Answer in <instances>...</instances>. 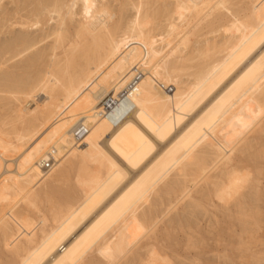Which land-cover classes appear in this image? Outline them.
<instances>
[{"label": "bare ground", "instance_id": "bare-ground-1", "mask_svg": "<svg viewBox=\"0 0 264 264\" xmlns=\"http://www.w3.org/2000/svg\"><path fill=\"white\" fill-rule=\"evenodd\" d=\"M4 1L30 0H0V28L19 29L3 51L45 28L38 41H52L10 71L0 56V264H106L104 250L171 264L160 226L180 213L191 231L206 206L237 221L246 253L213 260L264 264V241L252 251L240 236L262 223L264 0H36L24 14ZM136 74L129 100L101 114Z\"/></svg>", "mask_w": 264, "mask_h": 264}, {"label": "rangeland", "instance_id": "rangeland-1", "mask_svg": "<svg viewBox=\"0 0 264 264\" xmlns=\"http://www.w3.org/2000/svg\"><path fill=\"white\" fill-rule=\"evenodd\" d=\"M36 2V0H30L27 4H24V6H18V8L17 7H15L14 6V4H12V3H8L7 1H4V2H6V8H7V6H9L8 7V9H10V10H17L20 14L21 13H25V12H28L30 9H31V7H32V5H34L35 4V2ZM33 3V4H32ZM112 6H113V9H115L114 11L115 12H118V10L121 8L122 10L120 11V13L122 14L121 16L123 17V15H124V17H126L127 15H130L131 14V12H130V10H128L127 8V11H126V9L125 10H123L124 8V4L123 3H120V2H117V3H112ZM120 6H122V7H120ZM22 7V9H19V8H21ZM118 7H119V9H118ZM17 8V9H16ZM33 8V7H32ZM20 11H19V10ZM123 11V12H122ZM127 12V13H126ZM18 13V14H19ZM119 13V14H120ZM10 19H11V21H13L14 19H15V17H11L10 16ZM52 23V22H51ZM50 23V25L52 26V24ZM50 26V27H51ZM49 27V26H48ZM35 29H32V32L34 31ZM18 31H19V29L18 28H16V27H14L12 30H11V32H5V31H3V29L2 28H0V51H1V53L2 54H0V56L2 55V58H5V59H3V60H5V61H8L9 60V62H7L8 64L6 65V66H8V69H5L4 68V70H9L10 71V66H11V69H13L12 68V66H18L19 65V63H24V62H28L29 60H30V58H31V56L33 55V54H35L36 52H39V51H43V50H46L47 49V47H48V45L50 44V42L52 41V37L51 36H47L45 39H42L41 41L39 40L38 41V39H40L41 37H45L46 35H48L49 34V31L47 30V28H45V30L43 31V33L42 32H39V38H36V37H38V35H37V32H34V33H32V34H30V36L29 37H31L32 38V40H34L35 41V45H33L32 47H26V46H24V45H20V44H12L11 46H10V48H9V51H5V50H7V49H5V47H3L4 48V51L2 50V46H6L7 45V43H9L10 41H11V38L13 37V36H16V35H18ZM204 31V30H203ZM36 36V37H35ZM210 36V37H209ZM212 36L211 35H208V38H211ZM5 44V45H4ZM2 58H0L1 60H2ZM8 58H10V59H8ZM18 64V65H17ZM7 68V67H6ZM16 68V67H15ZM31 68V67H30ZM29 68H27L26 70L25 69H23L24 71H20V70H17V71H15V69L14 70H11V71H13V73H16V74H22V75H26L27 73L26 72H31V71H33V70H35V68H34V66H32V68L31 69H29ZM15 71V72H14ZM1 72V71H0ZM168 90L170 91V88H168ZM0 95H1V97H3L2 96V94L0 93ZM110 97H111V94H109L103 101H102V103H101V107L102 106H104V103H105V101H108V99L110 100ZM4 112V109H0V113H3ZM5 113V112H4ZM263 137H262V139H261V142H264V133H263V135H262ZM262 167H261V166ZM259 167H261V169H260V171H261V177H260V184H259V190H261L262 189V191L264 190V160L263 161H261V163L259 164ZM264 192V191H263ZM264 200H263V198L261 199V200H259V202L257 203L256 202V204L258 205V207L257 208H259L260 210H259V213H260V215H261V219L260 220H258V222H262V223H260V225H259V227H258V229H252V228H250L251 229V231L249 232V235L248 234H246V235H244V234H241L240 236H243V239H242V241L245 239L247 242L248 241H250L249 243H251V242H254V241H256L255 242V246H257L256 248H250V250H252V251H254V250H256V249H259V248H261L260 247V242L261 241H264V202H263ZM259 204H260V206H259ZM253 205V204H252ZM254 205H255V203H254ZM256 206V205H255ZM233 209V208H232ZM205 212V213H204ZM201 211L200 212V214H197V216L195 217V218H197V220L195 221L196 222V226H194V227H191L190 228V230L191 229H193V230H191V231H189V229L188 228H186L185 229V227H186V225H184V224H182V223H184V220H185V218L186 217H183V216H180L181 214L180 213H178L177 215H174L173 213L170 215V217L168 218V219H170V220H172L173 221V219H174V222L176 221L175 220V218L177 219V218H179L178 220H179V225L181 226H176V224H178L177 222L178 221H176L175 223H171V224H169L168 223V221L169 220H166V221H164V223L160 226L161 228H160V230H159V235H163V238H164V232L166 231V233H165V236L166 235H168V236H166L165 238H164V244L166 245V247H169V248H171V246L173 247V246H175V244H176V247H173L172 248V250L174 251V253L175 254H179L180 255V258H177L176 260H172V263L173 264H191V256H194V255H200V253L202 254L200 257L202 258V259H205V257H209V258H206L205 260H207V261H203V260H201L200 259V261L197 263V264H221V263H224V264H230L229 263V261L230 260H226V261H224V260H222V261H218L217 260V262H216V260H213L214 258L215 259H217L216 257L218 256V254H219V256L220 255H222V250H223V254H231V255H237V253L238 254H240L241 252V254L240 255H243V254H246V253H243V251H242V249H238L237 247H238V232H239V229H240V227H239V225H238V223H237V221H235L234 219H232V218H227L225 215L226 214H228V213H224V212H221V211H219V210H212V208L211 207H208V206H206V211ZM213 215V216H212ZM232 215H234L235 216V214H232ZM263 215V216H262ZM174 217L173 219L171 218V217ZM176 216V217H175ZM183 217V218H182ZM181 218H182V220H181ZM193 219V218H192ZM192 219H191V221H192ZM230 219V220H229ZM229 220V221H228ZM235 221V222H234ZM168 223L169 224V229H168V224H165V223ZM193 222V221H192ZM191 222V223H192ZM229 223V224H228ZM237 223V224H236ZM230 224H232L231 226H229ZM184 225V226H183ZM238 226V227H237ZM257 226H258V223H257ZM171 227H172V229H171ZM179 227V228H178ZM164 230H163V229ZM174 228V229H173ZM182 228V229H181ZM171 230H174V231H172V233H171ZM254 230H255V232H254ZM164 231V232H163ZM192 231H194V232H192ZM197 231V232H196ZM174 232V233H173ZM199 232V233H198ZM253 232V233H252ZM207 235H206V234ZM199 235H200V237H199ZM252 235V236H251ZM246 236V237H245ZM251 236V237H250ZM190 238V242H189V240H188V243L186 242V240H187V238ZM252 237H253V239L254 240H250V239H252ZM168 238V239H167ZM171 238V239H170ZM192 238V239H191ZM199 238V239H198ZM202 238H203V240H202ZM246 238H248V240L246 239ZM165 239H167V240H169V241H167V240H165ZM256 239V240H255ZM200 240V242H197V243H199V244H197V243H195V246L194 247H192V241H194V242H196V241H199ZM202 240V241H201ZM244 240V241H245ZM173 241H175V244H174V242ZM238 241V242H237ZM243 241V242H244ZM173 242V243H172ZM162 241H161V245H162ZM169 243H171V244H169ZM191 244V245H190ZM169 245V246H168ZM178 246V247H177ZM243 246V245H242ZM248 246H249V244H248ZM202 248H203V250H202ZM237 248V249H236ZM261 249H264V247L262 246V248ZM201 250L203 251V252H201ZM238 250V251H237ZM240 250V251H239ZM249 250V251H250ZM228 253H227V252ZM240 252V253H239ZM0 253H4L3 252V250L2 249H0ZM213 253V254H212ZM215 253L217 254V256L215 255ZM182 255H184L185 256V258H184V256L182 257V258H184V259H182L181 258V256ZM205 255V256H204ZM213 255V256H212ZM212 256V257H211ZM214 256H216V257H214ZM218 256V257H219ZM194 257H192V259H193ZM210 258H212V260L210 259ZM224 261V262H223ZM221 262V263H220ZM227 262V263H226ZM232 262V261H231ZM171 263V264H172ZM238 263V261H235V263H231V264H237Z\"/></svg>", "mask_w": 264, "mask_h": 264}, {"label": "built area", "instance_id": "built-area-1", "mask_svg": "<svg viewBox=\"0 0 264 264\" xmlns=\"http://www.w3.org/2000/svg\"><path fill=\"white\" fill-rule=\"evenodd\" d=\"M139 76L136 74L133 76L131 81L128 83L126 88L124 89V92L118 97V99H115L114 101H111L108 99V101H105L103 108V112L101 114L108 115L111 111H113L116 107H118L122 102L128 101L130 93L134 89V86L136 84V81L138 80ZM87 133V128L83 125H77L73 129V137L76 142H81L84 135ZM52 162H46L45 165L41 168L43 171H47L51 168Z\"/></svg>", "mask_w": 264, "mask_h": 264}, {"label": "snow or ice", "instance_id": "snow-or-ice-1", "mask_svg": "<svg viewBox=\"0 0 264 264\" xmlns=\"http://www.w3.org/2000/svg\"><path fill=\"white\" fill-rule=\"evenodd\" d=\"M219 7L224 8L225 10H227V7L223 4L219 5ZM264 7V6H262ZM229 15H231V13H229ZM35 26V25H34ZM237 26H243V24L241 23V21L239 20H235L232 24V28H236ZM226 31L230 30V29H225ZM259 30L261 31L262 34H264V14L261 15L260 20H259ZM261 42L264 43V35L261 36ZM7 246V245H6ZM87 249H85L83 252H80L79 255L83 256L86 254ZM101 256L104 257L106 264H116V260L114 258V256L112 255V253L109 250H104L100 253ZM24 264H28L27 261L24 262ZM74 264H80V260L77 259Z\"/></svg>", "mask_w": 264, "mask_h": 264}]
</instances>
